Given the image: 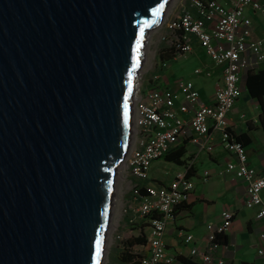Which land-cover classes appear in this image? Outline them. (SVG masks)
<instances>
[{"label":"water","instance_id":"1","mask_svg":"<svg viewBox=\"0 0 264 264\" xmlns=\"http://www.w3.org/2000/svg\"><path fill=\"white\" fill-rule=\"evenodd\" d=\"M171 0H0V264H103L147 35Z\"/></svg>","mask_w":264,"mask_h":264},{"label":"built area","instance_id":"2","mask_svg":"<svg viewBox=\"0 0 264 264\" xmlns=\"http://www.w3.org/2000/svg\"><path fill=\"white\" fill-rule=\"evenodd\" d=\"M188 3L195 13L184 6L178 15L167 21L159 52L175 53L172 59L175 60L191 55L196 44L212 66L220 69L221 79L214 84L211 104L202 100L192 81L187 79H177L174 87L158 74L152 75L146 83L138 82L133 104V133L125 163V172L130 177V196L124 212L127 216L135 215L130 224L151 213L159 214L158 218L148 221L141 264H175V259L166 252L164 235L168 223L174 219L175 208L191 200L194 184L188 173L193 163L187 161L167 185H154L149 181L153 163L183 142H199V151L212 153L214 147L210 139L218 135L221 146L231 158L222 174L245 184L244 206L256 208V220L264 221L261 197L264 170L258 172L248 166L245 148L228 135L231 130L228 115L243 93L247 71L264 65V36L254 37L252 17L247 13L257 14L264 28V0H188ZM155 66L165 72L170 68V61L158 59ZM193 75L209 79L212 71L197 67ZM209 177L207 171L200 176L203 183ZM220 217L219 226H207L204 248L190 251L194 261L214 264L209 250L216 245V235H226L231 228L234 212L224 210ZM191 239L188 235L185 242ZM257 240L256 253L264 258V230ZM215 264H224V261L217 260Z\"/></svg>","mask_w":264,"mask_h":264},{"label":"crops","instance_id":"3","mask_svg":"<svg viewBox=\"0 0 264 264\" xmlns=\"http://www.w3.org/2000/svg\"><path fill=\"white\" fill-rule=\"evenodd\" d=\"M186 6L192 13H195V10L189 7V3ZM247 13L252 17L254 37H263L264 28L258 15L253 12ZM191 55L194 56L195 62L198 64L195 68L206 67L212 71V76L209 79L201 77L197 80L187 79L192 81L202 100L207 104H211L213 102V90H211L209 83L214 85L215 82L221 79L220 69L212 66L203 50L196 44H194V52ZM203 59H206L208 63H203ZM171 62L169 70L164 72L157 69V71L167 77L170 87H174L179 78L175 74L167 75L171 70ZM241 97L236 101L228 115L231 130L235 135L247 133L250 139L254 131H261L264 142V133L258 122L259 113L254 118H248L245 110L249 109L250 102L245 97L246 101L244 100V104L248 103V105L242 108L240 104ZM241 116H244V119H241ZM247 121L251 123L248 124ZM210 143L214 147L212 153L201 152L198 147L197 149H190L191 144L186 146L185 158L193 163V174L190 177L194 188L190 202L179 206L180 208L178 207L179 210L176 211L174 219L166 227L164 235L166 252L175 259V264H180L177 261L178 257L190 259L191 250H202L206 245L207 226H219L221 223V212L231 210L234 212V219L231 228L225 235L226 244L212 245L209 250L215 261L214 264L217 260L224 261V264H264V258L256 253L258 234L264 230V221L256 220V208L247 209L244 206L245 184L241 180L233 179L230 175L222 174L226 162L231 160V158L221 146L219 136L213 135ZM251 144L246 146L245 150L249 149ZM247 164L256 171L262 172L264 170V152H257L254 158L247 156ZM178 167L179 170L177 172L182 171V166ZM152 168L150 169V182L152 184L167 185L171 181L154 172L151 174ZM204 171H207L210 175L206 183H203L200 178ZM261 197L264 202V191H262ZM132 217L135 218V215L131 213L130 216L126 217L128 224H130ZM138 221L137 219L135 222ZM188 235L192 239L189 242H185Z\"/></svg>","mask_w":264,"mask_h":264},{"label":"rangeland","instance_id":"4","mask_svg":"<svg viewBox=\"0 0 264 264\" xmlns=\"http://www.w3.org/2000/svg\"><path fill=\"white\" fill-rule=\"evenodd\" d=\"M188 3V0H171L168 9H166L160 24L157 28L153 29L149 33V38L146 44V50L144 55V60L142 63V67L138 73V77H136L137 83H146L149 81L152 75L158 74L162 76V80L164 82L167 81V77L162 75L155 69L156 62L158 60L159 48L163 46L160 43L161 36L165 32V26L169 19L175 17L179 14L184 6ZM209 60V59H208ZM171 62V61H170ZM203 63H208L206 59L202 60ZM171 70L167 74L168 76L175 74L177 78L181 79H200L197 76L193 75V70L195 68L196 62L194 56L186 55L181 56L171 62ZM194 77V78H193ZM136 83V85H138ZM211 86V90H213L214 85L209 83ZM249 100V109L245 110V113L248 118H254L259 113V105L256 101L251 100L245 95V93L241 97V107L248 105V103L244 104V98ZM245 100V101H246ZM246 103V102H245ZM134 108V107H133ZM133 116L134 110L132 111V124H133ZM247 123H251L248 122ZM246 123V124H247ZM241 131V130H240ZM239 131V132H240ZM252 144L249 149L246 150L247 156L254 158L256 157V153L259 151L264 152V142H263V134L261 131H254L251 135ZM131 142V140H130ZM199 142L192 143L190 149H197ZM130 148V147H129ZM129 148L123 158L124 165L118 168V177L116 183V193H114V206L113 213L111 219V229L107 237L106 248H105V256L103 260V264H121L118 259V254L120 253L123 242L131 236H138L139 232L135 227L129 226L127 222V214L124 212L127 209V200H129V181L130 177L126 174L125 163L126 158L129 153ZM152 173L162 176L166 180H171L173 174L179 170V167L174 164H168L163 160L155 161L152 165ZM167 173V174H166ZM136 223V222H135ZM134 253L143 254V249L136 247L132 250Z\"/></svg>","mask_w":264,"mask_h":264},{"label":"trees","instance_id":"5","mask_svg":"<svg viewBox=\"0 0 264 264\" xmlns=\"http://www.w3.org/2000/svg\"><path fill=\"white\" fill-rule=\"evenodd\" d=\"M175 53H164V51H160L158 55L159 60H169L172 61ZM243 91L247 95V97L251 100H254L259 105V114H258V122L260 127L264 133V65L259 67L257 70L247 71L245 80L243 83ZM229 139L239 142L244 148L251 144V139L247 135V133H241L239 135H235L232 130H228ZM187 142H183L182 144L176 146L168 153H166L161 160L174 164L176 166H186L187 160L185 158L186 155V146ZM193 174V168L188 173V176ZM149 183H151L149 181ZM152 184V183H151ZM142 192V191H141ZM184 205V204H182ZM181 206V205H179ZM178 206V207H179ZM176 207L173 215L179 208ZM158 213H151L150 215L143 217L136 223H131L129 226L135 227L139 235L131 236L123 242V247L118 254V259L121 264H141L142 254L134 253L132 250L136 247L142 248L146 245V228L148 226V221L152 218H158ZM226 236L223 234L216 235L214 244L216 245H225L226 244ZM177 261L180 264H200L193 259H186L182 257H178ZM248 264V263H242Z\"/></svg>","mask_w":264,"mask_h":264},{"label":"bare ground","instance_id":"6","mask_svg":"<svg viewBox=\"0 0 264 264\" xmlns=\"http://www.w3.org/2000/svg\"><path fill=\"white\" fill-rule=\"evenodd\" d=\"M168 9V8H167ZM149 36V34L147 35V40H146V43H147V41H148V37ZM138 73H139V71L137 72V74H136V76H135V82H134V88H133V92H132V97H131V111H130V139L129 140H131V136H132V133H133V124H132V111H133V104H134V101L136 100V98H137V95H136V88H137V85H136V83H137V81H136V77H138ZM138 84V83H137ZM129 145H130V141H129ZM129 145H128V148H129ZM128 148H127V150H128ZM127 150H126V152H127ZM126 154V153H125ZM125 156V155H124ZM124 158V157H123ZM123 158H122V160H121V162L119 163V165L117 166V168H116V170H115V189H114V193H116V183H117V177H118V168L119 167H122L123 165H124V163H123ZM114 198V197H113ZM113 204H114V201H113ZM110 229H111V226L108 228V232H107V237H108V234H109V232H110ZM107 237H106V241H107ZM104 260V259H103Z\"/></svg>","mask_w":264,"mask_h":264}]
</instances>
